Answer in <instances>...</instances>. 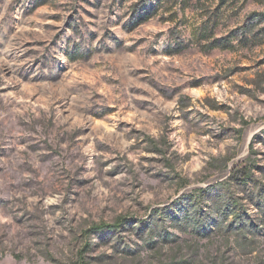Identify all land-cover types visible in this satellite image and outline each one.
Returning <instances> with one entry per match:
<instances>
[{"label": "rangeland", "instance_id": "obj_1", "mask_svg": "<svg viewBox=\"0 0 264 264\" xmlns=\"http://www.w3.org/2000/svg\"><path fill=\"white\" fill-rule=\"evenodd\" d=\"M259 192L264 0H0V264H264Z\"/></svg>", "mask_w": 264, "mask_h": 264}, {"label": "trees", "instance_id": "obj_2", "mask_svg": "<svg viewBox=\"0 0 264 264\" xmlns=\"http://www.w3.org/2000/svg\"><path fill=\"white\" fill-rule=\"evenodd\" d=\"M255 164H251V166H241L236 168L234 171L236 173V175H233V180L235 181V183H237L238 185H243V186H249V183H254L255 182V187L258 188V184L256 182V179L254 178V174L252 172V166ZM233 182H225L221 185L220 188H222V190L218 193H216L217 188H214L211 193H209L210 197L209 201H213V204L215 205V207L217 206L218 208V212H220L223 208V206H226V208H230L232 209L229 214H234L236 217V220L238 221L240 219V222L243 223V217L244 215L241 213V210H243V208L241 207V205H239L237 199L233 196H235L234 192H232V188H233ZM261 191V190H260ZM200 195H197L195 197H192V199H188L190 200V202L187 203V206L183 207L180 209V211H184V216L182 221L185 223V225H188L190 227L193 226V228H200L201 226V218H199V201L203 198L204 193L203 190H200ZM230 193H232V195L230 196ZM251 195H253V192L251 193ZM259 196H262V200L264 202V194L259 192L258 194ZM227 200V201H225ZM187 207H189V209H187ZM170 211L166 209H162L157 211V213L154 215L153 222H152V226H149L148 232L151 235H153V232L156 231V227L158 225V222L160 220H163V218H165L167 215V217L170 216ZM227 215L226 211L223 215ZM126 218L124 217H119L116 220V223L113 225L110 224H99L95 227H93L90 231L88 232H92L97 231H106V230H118L119 227L122 226V224L124 223V220ZM247 221V220H246ZM126 223V222H125ZM248 223V222H247ZM249 225V224H248ZM232 227H235L238 230L237 234H244L248 229L243 225H232ZM248 227V226H247ZM249 231V230H248Z\"/></svg>", "mask_w": 264, "mask_h": 264}]
</instances>
